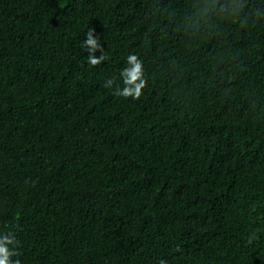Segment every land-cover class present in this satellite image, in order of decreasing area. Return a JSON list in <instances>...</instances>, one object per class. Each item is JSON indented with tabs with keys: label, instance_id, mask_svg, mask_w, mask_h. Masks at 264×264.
Here are the masks:
<instances>
[{
	"label": "trees",
	"instance_id": "trees-1",
	"mask_svg": "<svg viewBox=\"0 0 264 264\" xmlns=\"http://www.w3.org/2000/svg\"><path fill=\"white\" fill-rule=\"evenodd\" d=\"M9 233L20 264H264V0H0Z\"/></svg>",
	"mask_w": 264,
	"mask_h": 264
},
{
	"label": "clouds",
	"instance_id": "clouds-1",
	"mask_svg": "<svg viewBox=\"0 0 264 264\" xmlns=\"http://www.w3.org/2000/svg\"><path fill=\"white\" fill-rule=\"evenodd\" d=\"M95 30L89 29L85 33V39L82 44L89 55L88 62L91 65H98L105 59L103 52L99 56L96 52L102 48L100 40L94 35ZM119 76L122 80L123 87L116 86V94L123 97L139 98L142 90L145 88L144 68L140 58L135 53H129L126 58V65L119 70ZM113 79L109 78L104 82V87L112 88ZM15 237L9 234L0 235V264H20L19 260H12L15 254ZM165 264V261H161Z\"/></svg>",
	"mask_w": 264,
	"mask_h": 264
}]
</instances>
